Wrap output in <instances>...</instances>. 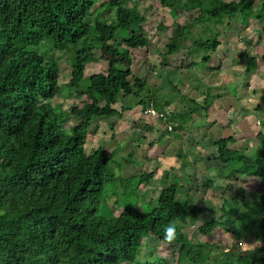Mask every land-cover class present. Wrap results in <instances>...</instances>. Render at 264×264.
Masks as SVG:
<instances>
[{"label": "trees", "instance_id": "obj_1", "mask_svg": "<svg viewBox=\"0 0 264 264\" xmlns=\"http://www.w3.org/2000/svg\"><path fill=\"white\" fill-rule=\"evenodd\" d=\"M141 1L0 0V264H170L163 256L140 255L142 240L152 236L171 251L175 264H264V146L246 155L229 147L236 142L233 136L212 143L213 160L221 165L216 178L229 183L242 176L259 184V192L239 191L219 207L208 201L198 205L172 170L162 172L154 204L144 202L141 175L116 179L109 172L116 162L112 155L85 150L96 120L152 108L178 137L221 97L207 88L199 106L168 78L155 74L161 83L156 85L136 76L130 51L147 49L143 24L152 11L148 6L142 12ZM153 1L174 19L169 28L157 26L159 36L167 38L162 67H168L166 56L180 51L202 53L199 63L209 64L221 44L220 29H227L224 21L246 13L254 12L264 32V0L258 10L257 0ZM99 51L113 58L106 73L85 76L88 58ZM58 53L65 54L68 71H61ZM260 60L264 66V55ZM61 79H67L64 86ZM166 87L184 106L183 113L169 118L162 113L173 101ZM69 95L87 102L64 109L57 100ZM180 156L187 181L196 164L188 154ZM204 214L208 220L200 223ZM188 225L201 237L222 226L231 234L257 236L261 247L252 255L239 254L235 240L226 251L194 239Z\"/></svg>", "mask_w": 264, "mask_h": 264}, {"label": "rangeland", "instance_id": "obj_2", "mask_svg": "<svg viewBox=\"0 0 264 264\" xmlns=\"http://www.w3.org/2000/svg\"><path fill=\"white\" fill-rule=\"evenodd\" d=\"M261 3L262 0H257L255 10H258ZM148 6L152 7V11L146 14L147 21L143 24V31L149 38V45L147 49L130 51L132 69L136 76L156 85L161 83L152 78L155 74L168 78L180 88L183 95L194 99L199 106H203L207 88H210L211 95L220 94L221 97L212 101L211 106L208 104L207 116L185 124L177 132L178 135L175 134L178 137L169 134L170 123L160 122L157 117L144 113L140 107L124 111L120 116L96 120L89 129L86 152L102 149L105 155H112L116 162L110 163L109 172L116 179H132L141 175L138 183L141 200L151 201L152 204L161 189L160 178L164 170L180 173L178 176L182 183L191 188V193L200 206H205L208 201L219 207L224 198H231L239 191L259 192L258 181L253 178L235 176L229 183L216 178L221 165L213 160L216 151L212 143L220 138L233 136L236 142L229 147L242 149L246 155L264 146V66L260 60L264 55V32L261 31V22L255 19L254 12L224 21L227 29H220L221 44L213 53L209 64L199 63L202 53L189 56L186 51H180L166 56L168 67H162L160 62L167 38L159 36L157 26L162 24L169 28L174 19L168 9L159 6L158 1L143 0L139 4L142 12ZM195 33L198 34L199 29ZM56 56L61 62V71H68L65 54L58 53ZM110 60L113 58L100 51L95 52L87 60L85 76L106 73ZM193 62L199 64L188 69L187 66ZM248 67L249 70L246 71ZM66 81L67 79H61V86ZM165 90L173 101L162 111L164 118H169L170 113H183L184 106L174 98L170 88L166 87ZM57 102L67 109L81 106L87 100L69 95L60 97ZM258 106L262 108V112L257 111ZM114 108L119 110L120 104ZM180 152L188 154L189 162L196 164L195 170L190 172L192 178L187 181V170L181 171L184 160ZM149 174H153V177L149 178ZM208 180H213L214 183L210 189H205L203 184ZM206 220L208 214L200 218V223ZM185 230L194 239L220 244L226 251L237 240L240 243L239 254L252 255L261 247L257 236L249 239L243 232L231 234L223 226L206 237L198 236L192 225H188ZM139 253L142 257L150 254L163 256L170 264H175L171 251L154 236L142 240Z\"/></svg>", "mask_w": 264, "mask_h": 264}, {"label": "built area", "instance_id": "obj_3", "mask_svg": "<svg viewBox=\"0 0 264 264\" xmlns=\"http://www.w3.org/2000/svg\"><path fill=\"white\" fill-rule=\"evenodd\" d=\"M145 112L144 113H147L149 114L151 117H157L158 114L155 110H153L152 108L148 109V110H144Z\"/></svg>", "mask_w": 264, "mask_h": 264}, {"label": "crops", "instance_id": "obj_4", "mask_svg": "<svg viewBox=\"0 0 264 264\" xmlns=\"http://www.w3.org/2000/svg\"><path fill=\"white\" fill-rule=\"evenodd\" d=\"M189 98V97H188Z\"/></svg>", "mask_w": 264, "mask_h": 264}]
</instances>
